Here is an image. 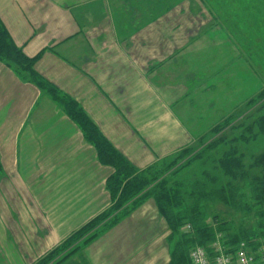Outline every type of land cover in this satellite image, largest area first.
Listing matches in <instances>:
<instances>
[{
    "label": "crops",
    "instance_id": "obj_1",
    "mask_svg": "<svg viewBox=\"0 0 264 264\" xmlns=\"http://www.w3.org/2000/svg\"><path fill=\"white\" fill-rule=\"evenodd\" d=\"M207 1L0 0V18L26 55L40 54L35 71L74 100L117 151L145 169L171 154L165 148L166 131L179 132L172 146L180 148L200 134L202 138L230 114L211 122L208 112L199 114L194 121L206 120L207 125L196 133L183 120L181 109L186 102L192 108L213 102L206 95L199 104L191 98L193 91L182 93L185 81L176 82L169 69L189 66L186 80L198 54L214 49L210 34L211 43L195 42L210 24L201 19L214 12ZM113 172L81 124L51 93L0 61V203L6 202V195L14 201L13 209L8 204L3 212L0 207V263H32L108 207L107 179ZM54 178L75 180L72 191L68 183H53ZM40 185L55 195H76L77 219L66 215L51 223V230L39 229L40 220L50 217L39 202ZM83 197L86 205L79 203ZM155 210V203H150L141 212ZM152 215L157 228H163L159 212ZM167 250L161 264L170 262ZM140 251L141 260L151 264L149 248ZM102 261L123 264L124 259L111 255L106 262L101 255L100 260L95 247L93 264Z\"/></svg>",
    "mask_w": 264,
    "mask_h": 264
},
{
    "label": "rangeland",
    "instance_id": "obj_2",
    "mask_svg": "<svg viewBox=\"0 0 264 264\" xmlns=\"http://www.w3.org/2000/svg\"><path fill=\"white\" fill-rule=\"evenodd\" d=\"M207 3L214 12L213 15L208 14L207 16L206 14L207 19H205L206 17L201 19L202 21H208V23L210 21V24L207 28H203L195 37V42L197 41L202 44L207 43V35L210 34L213 37L214 49L206 51L204 55H202V53L198 54L196 60L191 63L193 65L189 68L190 70H188V73L191 75L186 78V80L184 76L189 66L177 67L175 69L173 67L169 68L171 72L173 71L174 76L171 77L174 78L176 82L185 81V83H181L182 93L186 90L193 91V97L191 96V98L198 99L199 104L203 100L202 97L206 95L207 100L213 102L209 107L201 106L200 104L193 108L186 102L185 104H187V106L185 105L181 109L183 120L189 122L190 125H188L192 129H195L198 134L202 132L199 127L206 126L207 122H211V120L217 121V119L221 118L223 115L225 116L227 113L234 114L238 126L241 122H251L256 114H259L261 111L262 113L264 112V0H208ZM193 6H195V8L198 7H196L194 3ZM185 22L186 19H183L184 24ZM191 23L193 24L192 21ZM192 24L188 23V25ZM208 41L210 42L209 39ZM209 45L210 44H208V46ZM190 101L192 103V100ZM206 112H208L207 122L206 120L201 121L199 119L198 121H194V117L198 118L199 114H205ZM224 119L225 118H223V120ZM229 122L232 124L234 123L232 120H229ZM231 127L230 124L227 130L231 129ZM259 129L260 124H257L253 130L258 133ZM165 133V148L171 150V154L166 155V157H160L157 163L145 168L150 169L148 172L149 174L162 171L163 168H168L172 175L169 177L193 181L201 177L204 171L203 169L208 167L211 171L213 170L212 173H217L219 176H222L221 171L213 169L214 165H216L215 163L206 164L207 166H205L200 161H194L191 164H187L186 160L183 158V155H187L188 157L192 156V151L199 148L202 143L212 140L213 131L205 133L202 138H200V134L197 140L190 144H184L180 148H177L178 146H172L174 143L173 139L179 137V132L176 131L174 133V131L169 130V132L166 131ZM180 138L181 140L182 138L185 139L182 132H180ZM263 149L264 136L260 133L254 139L242 145V150L245 152L244 160L249 168H251L250 165L254 161V156L261 153ZM216 154L219 155V152ZM260 170L261 169H256V171L259 172ZM51 181L56 184H61L63 182L68 183L67 190L70 189V191H72L70 186L75 182V180H62L56 178ZM40 182H45V180H41ZM38 190L39 202L44 206V210L47 214L50 215V217L48 216L49 220L47 216L40 217H43V219L42 221L40 220L39 229L48 228L51 230V226L65 219L66 215H69V218L73 216V221L77 219L78 208L76 205V195L73 193L55 195L46 192L47 188L42 185L39 186ZM50 190L51 189H48V191ZM40 191L42 192L40 193ZM56 191H60V189L56 188ZM109 193L111 195V203L108 207L103 208L102 211L97 213L96 216L105 213V210H108L111 214L114 213L112 205L115 203V196L112 195L110 190ZM12 202L14 204L12 195H6V202L1 201L0 203L2 211H6L8 204L10 209H13ZM79 203L86 205V197L81 198ZM150 203H155V211L159 212L160 219L164 223L163 228L160 230L157 228V223H153L151 220L152 217L150 215L155 213V211H153L152 214H148V211L145 212V214L141 212V210ZM71 207L72 209H70ZM16 208H19V206ZM213 209L227 216L229 215L228 217L230 219L232 218L237 222L241 221V215L234 214L221 202H216ZM96 216L88 220L87 223ZM142 219L150 222V225L142 222ZM107 220L108 219H103L95 229H91L90 227L85 228L82 233H80V235L82 234L81 237L78 236V243L75 245L73 243L71 247H69L70 249L67 248L65 252L60 251L62 254L58 256L55 261L51 260L47 264H93L95 247L96 255H98L100 260L101 255L105 258L106 262H109L111 255H113L114 258L120 256L124 259L123 264L125 262L128 264H145L146 260H141L144 256L140 250L147 247L151 252V257L154 258V260L151 258V264H153V261L157 262V260L158 264H161L163 254L169 251L167 248L170 249V254L172 255L179 241L177 235H172V230L169 228L166 218L160 212L153 196H148L144 200H140L132 211L116 218V221L113 222V220L110 219L112 220V222H110V220ZM87 223L68 234L67 237L58 242L52 249L42 253L30 264H41L51 250L59 246L74 232L86 226ZM147 225L148 227H146ZM147 242L149 243L147 244ZM164 245H166V249ZM197 245L198 244L192 245L189 251L192 247ZM86 259L88 261H86ZM0 264H2V262Z\"/></svg>",
    "mask_w": 264,
    "mask_h": 264
},
{
    "label": "trees",
    "instance_id": "obj_3",
    "mask_svg": "<svg viewBox=\"0 0 264 264\" xmlns=\"http://www.w3.org/2000/svg\"><path fill=\"white\" fill-rule=\"evenodd\" d=\"M39 56L26 55L0 18V61L51 93L81 124L86 138L97 147L101 161L114 168L107 180V187L115 196L112 205L114 213L105 210V213L96 216L51 250L41 264L55 261L62 254L60 251L65 252L73 243H78L82 235L80 233L85 228L95 229L103 219L116 221V218L132 211L140 200L148 196H153L172 235H177L179 239L170 264H190L189 248L194 244L208 245L217 232L225 233L232 243L246 241L252 249L264 250V149L254 156L251 168L247 166L242 150V145L259 133L264 136V112L256 114L251 122H241L238 126L234 114H230L213 128L212 140L202 143L192 151V156L183 155L187 164L194 161H200L205 166L215 163L213 169L221 171L222 176L212 173L213 170L208 167L203 169L201 177L193 181L169 177L172 175L168 168L152 172V175L148 173L150 169L137 168L117 151L74 100L63 95L35 71L34 65ZM230 124L232 127L227 130ZM257 124H260L258 133L253 130ZM256 169L261 170L259 172ZM216 202L223 203L234 214L241 215V221L237 222L230 219L229 215L213 209ZM186 224H190L192 229L183 232L182 227Z\"/></svg>",
    "mask_w": 264,
    "mask_h": 264
},
{
    "label": "built area",
    "instance_id": "obj_4",
    "mask_svg": "<svg viewBox=\"0 0 264 264\" xmlns=\"http://www.w3.org/2000/svg\"><path fill=\"white\" fill-rule=\"evenodd\" d=\"M190 224L183 227L185 232ZM191 264H264V250L252 249L248 242L232 243L223 232H217L208 245H197L190 251Z\"/></svg>",
    "mask_w": 264,
    "mask_h": 264
}]
</instances>
